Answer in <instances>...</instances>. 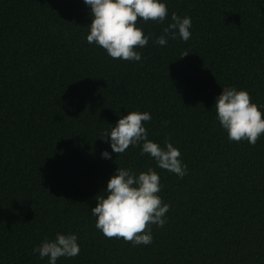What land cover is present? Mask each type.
Returning a JSON list of instances; mask_svg holds the SVG:
<instances>
[{
    "label": "trees",
    "instance_id": "obj_1",
    "mask_svg": "<svg viewBox=\"0 0 264 264\" xmlns=\"http://www.w3.org/2000/svg\"><path fill=\"white\" fill-rule=\"evenodd\" d=\"M161 2L168 20L137 25L150 39L127 62L87 42L84 0H0V264H48L33 248L57 233L80 247L57 264H264V135L229 141L214 108L235 87L264 112V0ZM173 12L191 18V38L160 46ZM131 111L150 113L149 140L180 150L183 179L142 144L112 152L103 133ZM117 168L160 176L170 209L150 245L95 227Z\"/></svg>",
    "mask_w": 264,
    "mask_h": 264
},
{
    "label": "clouds",
    "instance_id": "obj_2",
    "mask_svg": "<svg viewBox=\"0 0 264 264\" xmlns=\"http://www.w3.org/2000/svg\"><path fill=\"white\" fill-rule=\"evenodd\" d=\"M91 8V25L87 42L106 51L112 59L127 62L141 61L142 49L148 45L150 36L145 35L141 22L163 24L168 20V8L161 0H84ZM190 17L171 14V22L163 29V35L155 43L166 46L167 38L176 39L177 34L184 42L191 38ZM189 54L184 52L181 57ZM216 118L226 131L231 142L246 141L255 146L264 135V112L245 90L225 87L216 98ZM148 112L131 111L120 118L110 133L105 131V141L110 138L112 152L122 155L130 147L142 144L141 156L148 154L160 169L167 170L181 179L186 176L187 165L183 164L180 150L166 139L165 147L148 139L145 122L151 121ZM102 158L111 159L104 151ZM162 186L159 174L152 168L137 174L133 169L117 168L109 179L106 195H98L91 213L96 217L95 227L109 239H123L134 247L150 245L153 242L152 226L164 227L170 205L159 195ZM41 259L48 258V264H57L61 257L73 258L79 255L80 247L75 234L57 233L53 240L45 239L33 254Z\"/></svg>",
    "mask_w": 264,
    "mask_h": 264
}]
</instances>
